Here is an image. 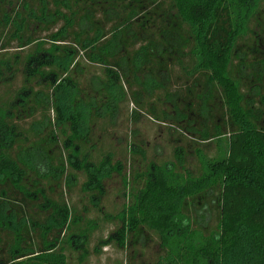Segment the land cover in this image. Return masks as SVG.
<instances>
[{"label":"trees","instance_id":"trees-1","mask_svg":"<svg viewBox=\"0 0 264 264\" xmlns=\"http://www.w3.org/2000/svg\"><path fill=\"white\" fill-rule=\"evenodd\" d=\"M143 120L171 162L160 142L143 164ZM77 174L103 220L68 204ZM114 175L116 216L99 207ZM93 245L264 264V0H0V264H82Z\"/></svg>","mask_w":264,"mask_h":264},{"label":"rangeland","instance_id":"rangeland-1","mask_svg":"<svg viewBox=\"0 0 264 264\" xmlns=\"http://www.w3.org/2000/svg\"><path fill=\"white\" fill-rule=\"evenodd\" d=\"M10 53V52H9ZM87 73L89 75H98L99 78H101L102 73L100 68L97 66H88ZM17 88L20 87V82L17 83ZM129 103H133L132 100H130V97L128 96ZM126 106H124L125 108ZM131 106H128V110H130ZM125 115V113H124ZM126 116V115H125ZM142 125L140 128L138 126H134L133 129L138 128V136L145 142L146 145V151L148 154V159L143 163L145 166L150 163L149 160H153L152 158V152L150 150L151 147L155 143L164 142V145L166 149H164V154H162L161 157L164 155L167 156V160L164 161H172L171 160V151L170 147L167 145L169 136L168 131L164 130L162 126L159 124H152L149 121L143 120L141 123ZM129 131V117H125V122L122 123L121 128L119 129V132L125 133L124 131ZM61 145V142H60ZM211 153H207L206 155L208 157H212L214 153L216 152V146L211 144ZM166 153V154H165ZM143 167V166H141ZM136 169V166H135ZM145 169V168H142ZM73 173V171H71ZM79 173V172H78ZM78 181L75 184V186L70 191V200H68V204L71 207H74L76 210L78 209H84L83 207H86V218L88 220H95L102 219L103 220V213L99 212L96 208L98 207H91V205L88 203V199L86 195H83L80 191V186L84 182L82 174H77ZM121 183L120 179L114 175L111 180H109L105 185V196L102 198V200L99 203V207L103 208V212L112 216H116L117 213L120 212L122 208V203L124 202V197H122V191H121ZM127 199V198H126ZM125 199V200H126ZM116 225H118L117 222H114ZM114 230V225L106 223L104 224L102 235L105 237L110 230ZM98 236V234L95 235V237ZM94 244V243H92ZM88 257L82 264H124L125 263V250L115 247L114 245H110L104 248H101L97 252H93L94 245L88 246ZM156 249V248H155ZM66 252H68L66 250ZM75 253V252H74ZM82 254V252H77L75 255V262H78L79 255Z\"/></svg>","mask_w":264,"mask_h":264}]
</instances>
